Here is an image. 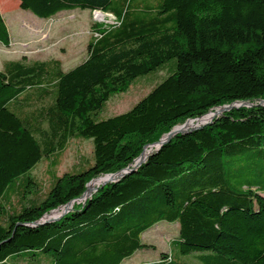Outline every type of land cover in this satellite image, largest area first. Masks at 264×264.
I'll return each mask as SVG.
<instances>
[{
	"label": "trees",
	"instance_id": "obj_1",
	"mask_svg": "<svg viewBox=\"0 0 264 264\" xmlns=\"http://www.w3.org/2000/svg\"><path fill=\"white\" fill-rule=\"evenodd\" d=\"M18 2L41 19L87 9L115 23L91 26L85 60L68 71L56 59L2 65L0 264H121L149 247L141 234L162 221L176 224L170 245L178 254L144 264H185L186 256L264 264V0ZM9 43L0 14V45ZM165 69L130 110L98 117L137 79ZM239 103L251 106L174 136L133 173L33 226L80 198L89 181L129 167L176 125ZM71 139L91 140V161L53 175L39 196L31 170Z\"/></svg>",
	"mask_w": 264,
	"mask_h": 264
},
{
	"label": "rangeland",
	"instance_id": "obj_2",
	"mask_svg": "<svg viewBox=\"0 0 264 264\" xmlns=\"http://www.w3.org/2000/svg\"><path fill=\"white\" fill-rule=\"evenodd\" d=\"M18 3V0H0L2 9H4L0 14L8 30L10 40L7 47L0 45V69L7 60L25 58L28 62L56 59L60 61L62 70L68 71L85 60L87 56L86 45L92 36L91 26L95 23L104 25L115 23V19L111 15H103L102 20H97L95 14L87 9L64 10L57 13L53 18L41 19L29 11L20 9ZM167 74L165 69L157 75L148 74L137 79L127 92L111 98L98 117L105 119L127 112ZM216 109L208 113L211 114L210 112ZM208 119L209 117L205 118V121ZM213 119L214 117L211 120ZM193 122L195 123L193 126L201 124L197 121ZM91 158V140L71 139L65 151L50 160L45 159L39 162L30 172V176L41 188L38 192L39 196L44 195L53 175L60 176L66 172L76 173L84 163L90 162ZM52 161L53 163H51ZM98 184L99 182L94 187H98ZM176 236L175 223L164 221L157 223L141 234V242L149 247L137 251L130 258L123 260L121 264H138L140 261L155 262L160 253L171 252L173 256H176L177 250L170 245ZM180 259L185 264H201L190 256Z\"/></svg>",
	"mask_w": 264,
	"mask_h": 264
},
{
	"label": "water",
	"instance_id": "obj_3",
	"mask_svg": "<svg viewBox=\"0 0 264 264\" xmlns=\"http://www.w3.org/2000/svg\"><path fill=\"white\" fill-rule=\"evenodd\" d=\"M95 13H101L103 14L104 16H107V14H104L100 11H93V14ZM260 104L261 105H264V101H260ZM240 106H251V104H247V103H239V104H232V105H227V106H221V107H218L215 111L213 112H210L212 115L209 119V121L205 122V123H202L200 125H196V126H193V127H190V128H183V125L189 121V120H197V119H189L187 120L183 125H180V126H176L174 127L171 131H169L167 134L163 135L157 142L151 144V145H147L143 148V151L140 153V155L133 161L132 164L129 165V167L127 168H124L122 169L121 171L119 172H116L114 174H110V175H106L104 176L103 178H106L102 183H100L99 185L100 186H104L105 184L109 183V182H116L118 181L120 178H123L125 175L127 174H131L134 172V170L140 166L145 160L146 158L148 157V155L144 156L143 157V153H144V150L146 148L149 149V152L151 153L152 151H157L159 150L163 145L167 144L174 136L178 135V134H186L188 132H191V131H194L196 129H199L201 128V126H204L208 123H210L212 120V118L216 117V116H219L220 114H222L223 112L225 111H228V110H231L232 108H237V107H240ZM206 115V114H205ZM204 115V116H205ZM203 117V116H202ZM201 118V117H200ZM102 178V177H101ZM97 179H100V178H97ZM96 180V179H94ZM94 180H91L87 183L86 185V189L84 191V193L80 196V198L76 199V200H73V201H70L69 203L55 209V210H59L61 208H63L64 210L60 213V215L54 219H51V220H44V217L46 215H44L39 221L37 222H34L33 223V226H38V225H42V224H45V223H51V222H54V221H57L59 220L61 217H63L65 214L69 213L72 209H73V206L75 203H80V202H85L87 199L90 198L91 194L96 192L98 187H92L91 188V183L94 181ZM53 210V211H55ZM51 211V212H53ZM50 212V213H51Z\"/></svg>",
	"mask_w": 264,
	"mask_h": 264
},
{
	"label": "bare ground",
	"instance_id": "obj_4",
	"mask_svg": "<svg viewBox=\"0 0 264 264\" xmlns=\"http://www.w3.org/2000/svg\"><path fill=\"white\" fill-rule=\"evenodd\" d=\"M95 18L97 19V20H102L103 19V14H101V13H95ZM211 115L212 114H209L208 113V115L206 114V116L204 117H201V118H199V119H197V120H189V121H187L184 125H183V128H190V127H193V125L195 124L193 121H197V123H205V122H207L209 119H210V117H211ZM209 117V119L207 120V121H205V118H208ZM205 121V122H204ZM200 125V124H199ZM196 126V125H195ZM150 152H149V149L148 148H146L145 150H144V153H143V157L144 156H146V155H148ZM106 178H100V179H96V180H94L92 183H91V188L92 187H94V185H96L98 182H99V184L100 183H102L104 180H105ZM98 184V185H99ZM64 209L63 208H61V209H59V210H55V211H53V212H51V213H49V214H47L45 217H44V220H51V219H54V218H56V217H58L59 215H60V213L63 211ZM57 211H60L58 214L56 213Z\"/></svg>",
	"mask_w": 264,
	"mask_h": 264
},
{
	"label": "crops",
	"instance_id": "obj_5",
	"mask_svg": "<svg viewBox=\"0 0 264 264\" xmlns=\"http://www.w3.org/2000/svg\"><path fill=\"white\" fill-rule=\"evenodd\" d=\"M19 4V3H18ZM0 6H1V4H0ZM1 9H2V6H1V8H0V12H1ZM7 61H9V60H7ZM2 70V67H1V69H0V71ZM144 263H147L146 261H140L138 264H144Z\"/></svg>",
	"mask_w": 264,
	"mask_h": 264
}]
</instances>
